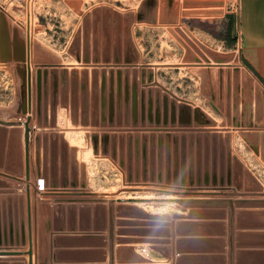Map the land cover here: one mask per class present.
Segmentation results:
<instances>
[{
	"label": "water",
	"instance_id": "obj_1",
	"mask_svg": "<svg viewBox=\"0 0 264 264\" xmlns=\"http://www.w3.org/2000/svg\"><path fill=\"white\" fill-rule=\"evenodd\" d=\"M156 0H143L137 14V21H154ZM95 12V11H94ZM93 12V13H94ZM95 14V13H94ZM89 13L84 16L83 48L78 36L74 38L69 48L72 56L79 62H114L134 63L137 61V52L133 45L122 57L116 50L113 56L105 51L102 57L90 54V41L88 37ZM98 18V17H97ZM94 33L98 34V27L94 26ZM128 30V26H127ZM183 36L180 29H176ZM176 30L171 32L177 37L185 48L182 60L191 65L190 70L200 78V92L206 96V102L218 113H223L225 119L220 125L239 126L238 133L246 143L264 161V86L245 68H242L244 76L243 99L240 106L236 94L238 83L232 85L230 78H224V72L229 76L230 65L228 61L233 53L219 52L207 48L201 44L210 56L201 57L190 50L189 46L179 37ZM188 40V39H187ZM189 41V40H188ZM21 48L22 45L20 46ZM98 44L94 41L93 48ZM75 48V50H74ZM14 59H24L22 49L14 47ZM29 52H27V58ZM0 59H10L9 47L4 24L0 20ZM205 62V63H202ZM214 62V64H211ZM197 63V64H196ZM217 65V69L214 67ZM142 82L154 80L151 67H141ZM238 72L239 68L234 67ZM108 83L105 81L106 68L76 65L38 66L35 71V115L36 124L39 126L34 133V166L39 178V185L45 186V193H71L86 194L87 185L86 163L79 161L77 147L70 145L63 131L55 127L57 123L58 106L65 108L70 122L80 125L85 130L88 143L92 146L93 153L109 155L120 168L125 171V180L134 184V188H141L140 184H158L181 188L223 187L233 186L236 193L245 190L249 194H261L262 185L254 174L232 154L231 133H216L208 130H217L218 122L212 118L202 107L193 105L190 101L176 97L174 93L160 91V87H142L140 104H138L136 81L137 69L131 71L128 67L109 68ZM101 73V80L98 75ZM116 73L114 82L113 74ZM132 74L129 80V74ZM28 84V107H23L22 112L34 111L32 109V72L28 66L26 72ZM234 88V90H233ZM233 90V91H232ZM255 91V105L253 104V92ZM233 97V103L231 98ZM235 97V98H234ZM140 106V109H139ZM255 106V108H254ZM139 109V115H138ZM255 117L252 118V110ZM130 110V111H129ZM242 113L241 120L238 113ZM254 119V120H253ZM31 115L26 120L12 118H0V174L10 178L26 180L30 177V146H29V122ZM148 127H116L120 132L109 134L108 128L116 130L114 126L129 124ZM43 126V127H40ZM48 126V127H47ZM51 126V127H49ZM102 126V127H98ZM212 126V127H211ZM255 126V129L251 128ZM79 128V127H78ZM98 128L104 129L98 133ZM229 127H220L228 130ZM142 129L143 132L138 130ZM261 129L262 131H258ZM50 130V131H47ZM88 130H92L89 132ZM122 130H129L123 132ZM134 130V132L130 131ZM150 130V132H146ZM165 130V131H164ZM169 130H175L171 133ZM176 130H181L179 134ZM185 130H190L187 134ZM192 130H198L196 138ZM203 130V133L200 132ZM261 135V141L257 136ZM41 182L43 184L41 185ZM10 181L0 178V186L10 185ZM35 191L37 190L34 185ZM15 189H3L12 192ZM22 191V189H19ZM68 192H57V191ZM168 193H196L197 191L167 190ZM25 198L22 193H11L0 196V264H33V241L31 232V198L30 184L25 188ZM118 201H176L183 206H226L228 223V264L232 263V237L234 205L264 207V198L240 199L231 198H185V197H130L118 198ZM94 202V210L107 212V225L109 234L114 225V199H107V206L101 203L102 198H54L51 206L52 228L64 229V213L75 212L78 208L76 202ZM66 202V203H65ZM26 205V206H25ZM26 208V209H25ZM79 209H90L86 205ZM137 210V209H136ZM25 212L27 217V232ZM144 215V211L137 210ZM224 211L221 213L223 217ZM104 217L99 219L100 228L104 227ZM183 223V222H181ZM180 224V223H179ZM74 225V222H72ZM71 229V228H70ZM60 234L52 236V264L59 263V248L57 241ZM155 241L154 238H152ZM27 249L22 250L25 245ZM156 249H162L152 245ZM134 249V247H131ZM167 259L169 251L162 249ZM27 254L28 261L24 263ZM7 259H12L8 262ZM144 261H149L143 258ZM151 261V260H150Z\"/></svg>",
	"mask_w": 264,
	"mask_h": 264
},
{
	"label": "rangeland",
	"instance_id": "obj_2",
	"mask_svg": "<svg viewBox=\"0 0 264 264\" xmlns=\"http://www.w3.org/2000/svg\"><path fill=\"white\" fill-rule=\"evenodd\" d=\"M143 0H0V20L4 24L3 13H8L10 18L13 19L18 28L23 30L25 34L23 40L26 36L30 39V54L27 59V54L24 55L23 59H13L9 63L4 62L0 64V118L5 119H21L26 120L27 115H31V120H35L36 131L39 126L36 124L35 115V71L38 66L43 67L47 65L48 67L53 64V66L60 65H76L78 68L86 66L89 70L92 67H97L101 69L106 68L105 81L108 83L109 68L116 69L121 67L124 69L128 67L129 70L136 67V81L138 83V104H140L141 90L142 87L147 91V87L152 88L160 87L161 92H168L169 97L172 93L176 97L186 99L190 101L193 105H199L205 110L204 106H209L214 113L220 115V121L215 119L218 123L213 126L217 127V130H208L210 133L216 131V133L230 132L232 128L237 130V135L232 138L231 133V144H232V154L235 155L244 166H246L254 176L259 180L262 185V189L259 191L261 194H249L245 190H238L233 193L234 187H230V191L225 192V194L230 195H250L256 196L252 198H232V197H221V198H231L235 200L240 199H254V198H264V182L261 180L255 167L249 164L248 154L240 151L237 146V140H242L247 151L250 152L257 160L264 166V161L262 160L260 154H257L242 138L238 133L239 126L234 127L231 125H220L221 121L225 119L223 113L216 112L207 102L206 96L202 95L200 92V78L191 72V65L184 62L182 57L185 53L184 46L180 43L177 37L171 32L173 30L180 29L185 36L180 32H177L179 37L189 46L190 50L195 54L210 56L209 52L201 45H205L209 49H213L224 53H233L232 58L228 61L230 65L229 76L224 72L223 77H229L232 85L234 82L238 83V89L236 94V100L239 105H242L243 99V81L244 76L242 75V68L247 69L255 78V80L260 79L253 74L246 64L243 62L239 54V41H238V2L239 0H156L157 5L154 11V21H137L138 10L142 5ZM95 11V12H94ZM95 14H94V13ZM89 13V29L87 31L89 41H90V54H97L100 57L108 52L110 56H113L114 52L118 50L123 57L127 50H131L129 45H133L135 51L137 52V61L134 63L125 62H114L112 60L104 62L100 59L98 62L90 61L87 63L77 61L69 51L72 41L76 36H78L79 43L81 44V51L83 48V38L84 33V16ZM15 17V18H14ZM98 17V18H97ZM18 22V23H17ZM94 26L98 27V34L94 33ZM128 26V30H127ZM25 28V29H24ZM27 30V31H25ZM6 32V31H5ZM32 35H31V34ZM7 35V33H6ZM32 38V39H31ZM189 41H188V40ZM26 41V40H25ZM98 44V47L93 48V42ZM40 43V44H39ZM25 45V44H24ZM32 45V46H31ZM46 46V47H45ZM42 47V48H41ZM49 48V49H48ZM46 50V51H45ZM75 50V48H74ZM60 59V60H59ZM3 62V59H0ZM18 60V61H15ZM64 63H63V62ZM70 63H69V62ZM20 62V63H19ZM61 62V63H60ZM72 62V63H71ZM14 63V67L13 64ZM26 63V64H25ZM69 63V64H68ZM205 63V62H202ZM17 64V65H16ZM197 64V63H196ZM214 64V62H211ZM18 67H16V66ZM25 65V66H24ZM11 66V67H10ZM23 66V67H22ZM28 66L32 72V109L34 111L22 112L23 107L28 106V84L26 78V72ZM26 67V68H24ZM141 67H151L154 74V80L151 82H142ZM217 69V65L214 66ZM234 67H238L239 70L236 72ZM24 70L20 72L21 70ZM18 69V70H17ZM20 70V71H19ZM19 72L23 74L19 75ZM25 72V73H24ZM101 73L98 75L99 81L101 80ZM22 77V78H21ZM114 82L116 81V73L113 74ZM132 74H129V80H131ZM264 86V84L261 82ZM234 90V88H233ZM232 90V91H233ZM247 90H245L246 92ZM253 94V104L255 105V91ZM233 103V97L231 98ZM255 108V106H254ZM64 110V117L69 125H59V110ZM140 109V106H139ZM138 109V115H139ZM130 111V110H129ZM206 111V110H205ZM207 112V111H206ZM208 113V112H207ZM209 114V113H208ZM210 115V114H209ZM252 118L255 117V110H252ZM211 116V115H210ZM212 117V116H211ZM242 113L241 110L238 113V119L241 120ZM213 118V117H212ZM30 124L34 125L31 121ZM254 120V119H253ZM43 127V126H40ZM48 127V126H47ZM51 127V126H49ZM58 131H63L65 135V130H81L83 132V138L85 148L90 149V154L92 160L87 164V162L79 156L80 146L76 144L77 147V157L79 161H84L86 163V173H87V185L85 187L88 193L86 194H74L76 197L68 198H102V205L107 206V199H114V223L128 226H140L139 228H130L136 232L137 237L132 239V242H145L148 243L147 246L152 247V245H157L162 247V249H167L169 251L168 239L163 237H158L159 235H165L168 233L167 224L170 222L171 218H174L177 225L182 224L185 218H200L201 210L189 209L186 213H179L177 209L180 207H201V206H183L176 201H118V198H130V197H164L168 194L167 190H189L192 188H197L196 186L192 188H181L174 186L158 185V184H140L141 188H134V184H129L125 180V171L120 168L118 163L113 160L109 155L99 153H93L92 146L88 143L85 136V130L81 129L80 125H74L70 122V117L66 114V110L63 107L58 106L57 108V123L56 126ZM79 127V128H78ZM102 127V126H98ZM112 127H148L147 125L141 126L140 124L132 126L130 123L128 126L121 124L117 126L116 124ZM212 127V126H211ZM220 127H229L228 130L224 132ZM251 128L255 129V126ZM31 130V127H30ZM104 129L98 128L96 131L102 133ZM35 131V132H36ZM50 131V130H47ZM91 132L92 130H88ZM109 134L112 132H120L108 128L106 130ZM123 132H128L129 130H122ZM134 132V130H130ZM140 133L143 132L142 129L138 130ZM165 131V130H164ZM170 131V130H169ZM175 130H171L173 133ZM179 134L181 130H176ZM198 130H192L194 138H196V133ZM258 131H262L258 129ZM150 132V130H146ZM188 134L190 130H185ZM203 133V130H200ZM261 135L256 138L261 141ZM32 163H34V146L33 152L31 153ZM6 176V175H5ZM8 177V176H7ZM2 178V177H0ZM10 178V177H9ZM6 179V178H2ZM10 181L8 186H0V196L4 193H11L12 195H17L22 193L24 195V202L26 201L25 188L27 183L30 184V194L31 199V218L33 217V248L36 252L37 250V233H39V228L45 230V233L49 229L58 231L52 228V214L47 215V211H51V206L53 204L54 198H65V197H54L51 199L45 193L46 187L39 185V178L36 177L33 180H26L25 176L21 179L10 178L6 179ZM15 180V181H14ZM34 185L37 190L35 191ZM225 187V186H223ZM15 189L12 192L2 191L3 189ZM221 188V187H220ZM19 189H22L20 191ZM121 192H131V196L117 195ZM136 192L142 195H135ZM144 192V193H143ZM57 194V193H55ZM143 194H151L148 196H143ZM176 196L180 195L178 193H172ZM188 194V193H182ZM190 194V193H189ZM108 195V196H107ZM183 197V196H182ZM194 198V197H185ZM161 204L164 202H170L172 206L167 208L165 215H158L157 213L161 209H150L146 203ZM66 203V202H65ZM76 206L80 207L83 205L88 206L95 214V225L96 228L102 229L107 225V212L105 211L104 216L100 215L99 212L95 211L93 206V201H88V203L76 202ZM26 206V205H25ZM242 206V205H234ZM226 207V206H221ZM26 209V208H25ZM144 211V215L136 214L137 210ZM224 211L223 217H227V207L226 210H220V213ZM50 212V213H51ZM39 214V215H38ZM66 217V216H65ZM64 217V218H65ZM104 219V227L100 228V218ZM221 217V215H220ZM221 217V218H223ZM239 220L241 224H264V207H252L245 206L242 208H234V218ZM116 218V219H115ZM233 218V220H234ZM74 219V217H73ZM89 217H81L82 222L86 220V224H89ZM36 220L38 226H36ZM25 223L27 232V217L25 212ZM40 223V224H39ZM180 223V224H179ZM75 229V228H72ZM63 230V229H62ZM97 230V229H96ZM263 231V230H262ZM54 234L60 233H52ZM62 235L60 234V238ZM155 236V237H154ZM155 239V241L152 240ZM52 239V237H51ZM26 244L23 248L27 249ZM134 247L135 246H131ZM131 247H129L131 249ZM22 248V249H23ZM156 249V248H154ZM162 249H156L165 254ZM134 250V249H133ZM138 257L149 259L140 253ZM166 256V254H165ZM167 258V257H166ZM151 260V259H150ZM146 262H152L151 261Z\"/></svg>",
	"mask_w": 264,
	"mask_h": 264
},
{
	"label": "crops",
	"instance_id": "obj_3",
	"mask_svg": "<svg viewBox=\"0 0 264 264\" xmlns=\"http://www.w3.org/2000/svg\"><path fill=\"white\" fill-rule=\"evenodd\" d=\"M238 41L239 54L249 70L255 74L264 84V0H239L238 2ZM205 110L215 119H221L220 115L214 113L209 106ZM34 125L30 124L29 146H30V180L36 177L34 163L31 153L34 146ZM171 131V130H170ZM223 132L225 130H222ZM232 138L237 135V130H229ZM220 132V130H217ZM0 177L10 179L0 174ZM15 181V180H14ZM230 187H202L192 188L196 193L179 194L180 197L194 198H252L250 195H230ZM184 191L182 189H177ZM211 191V192H210ZM68 192V191H57ZM54 197H76L71 193H57L48 195ZM246 196V197H245ZM32 199V195L30 194ZM245 206H235V209ZM189 209L201 210L200 218H185L180 225L171 218L167 224L168 233L159 235L168 239L166 245L169 247L170 258L154 248L148 247V243L132 242L136 232L130 228L140 226H128L114 223L112 233L109 227L96 228L95 214L91 209H79L75 212L64 213V229L54 231L39 228L37 233V250L34 251L33 264H52V233L62 235L57 241L60 264H228V223L227 217L221 218L220 210H226L221 206L180 207L179 213H186ZM51 212V211H50ZM47 211V215L52 214ZM39 215V214H38ZM74 217V219H73ZM81 217H89L82 222ZM116 219V218H115ZM33 217L31 218V230L33 232ZM37 222V220H36ZM74 222V225H72ZM241 224L236 217L233 220L232 237V263L233 264H264V224ZM40 224V223H39ZM38 226V222L36 223ZM71 228V229H70ZM75 228V229H72ZM97 229V230H96ZM263 230V231H262ZM34 233V232H33ZM155 237V236H154ZM33 241V234H32ZM135 246L134 250L129 247ZM22 250H25L24 248ZM138 253L149 258L152 262H146L138 257ZM23 260L27 263V254ZM148 259V260H149ZM12 259H7L11 262Z\"/></svg>",
	"mask_w": 264,
	"mask_h": 264
},
{
	"label": "bare ground",
	"instance_id": "obj_4",
	"mask_svg": "<svg viewBox=\"0 0 264 264\" xmlns=\"http://www.w3.org/2000/svg\"><path fill=\"white\" fill-rule=\"evenodd\" d=\"M3 19H4V23H5V31L7 33L6 37H7V42H8V47H9V55H10V59H4L3 62L2 60H0V64L7 68V66L4 65V62L9 63V61H13L14 56V47L16 46V50L18 49H22V52L24 55L27 54V52H29L30 54V39H28L29 35L25 37V39L23 40L24 37V33L23 30L21 28H18L17 24L14 23V21H12L13 19L10 18L8 13H3ZM15 18V17H14ZM18 23V22H17ZM25 29V28H24ZM27 31V30H25ZM28 32V31H27ZM26 35L29 33H25ZM31 34V33H30ZM32 35V34H31ZM28 37V38H27ZM32 39V38H31ZM26 40V41H25ZM25 44V45H24ZM40 44V43H39ZM22 45L23 48H21L20 46ZM32 46V45H31ZM46 47V46H45ZM42 48V47H41ZM49 49V48H48ZM46 51V50H45ZM31 55V54H30ZM30 58V57H29ZM28 59V58H27ZM22 59H20L21 61ZM24 60V59H23ZM60 60V59H59ZM18 61V60H15ZM25 61V60H24ZM14 62V61H13ZM26 62V61H25ZM63 62V61H62ZM69 62V61H68ZM12 63V62H11ZM20 63V62H19ZM61 63V62H60ZM64 63V62H63ZM70 63V62H69ZM68 63V64H69ZM72 63V62H71ZM26 64V63H25ZM10 65V63L8 64ZM14 67V63L12 64ZM17 65V64H16ZM15 65V66H16ZM25 66V65H24ZM11 67V66H10ZM17 67V66H16ZM23 67V66H22ZM70 67V66H69ZM18 68V67H17ZM26 68V67H24ZM21 70V68H19ZM18 70V69H17ZM19 70V71H20ZM24 70H21L20 72H22ZM19 72V75L21 74ZM25 73V72H24ZM23 74H21L22 76ZM22 78V77H21ZM240 103V102H239ZM33 123V122H32ZM59 125L63 126V125H69V123L66 121L65 117H64V110L60 109L59 110V121H58ZM65 135L67 137V139L69 140V142L71 144H76L80 146L79 149V156L84 159L87 164L92 160V156L90 154V149L89 148H85V142H84V138H83V132L81 130H65ZM237 146L239 147L240 151H243L244 153L248 154V159H249V164L252 165L253 167H255V170L257 171V174L259 175V177L261 178V180L264 182V166L257 160V157L255 158L250 152L247 151L246 147L244 146L242 140H237ZM211 192V191H210ZM144 193V192H143ZM117 195H127V196H131V192H121L120 194ZM135 195H142V194H138L136 192ZM151 194H143V196H148ZM245 195V194H244ZM264 195V194H263ZM108 196V195H107ZM165 196L167 197H174L175 195L172 193H168ZM164 196V197H165ZM141 197V196H139ZM246 197V196H245ZM147 206L150 209H167L170 208L172 206V204L170 202H164L161 204H155V203H146ZM32 232V230H31Z\"/></svg>",
	"mask_w": 264,
	"mask_h": 264
},
{
	"label": "clouds",
	"instance_id": "obj_5",
	"mask_svg": "<svg viewBox=\"0 0 264 264\" xmlns=\"http://www.w3.org/2000/svg\"><path fill=\"white\" fill-rule=\"evenodd\" d=\"M167 212V209H161L159 210V212L157 213L158 215H165Z\"/></svg>",
	"mask_w": 264,
	"mask_h": 264
},
{
	"label": "snow or ice",
	"instance_id": "obj_6",
	"mask_svg": "<svg viewBox=\"0 0 264 264\" xmlns=\"http://www.w3.org/2000/svg\"><path fill=\"white\" fill-rule=\"evenodd\" d=\"M43 184V182H41V185Z\"/></svg>",
	"mask_w": 264,
	"mask_h": 264
}]
</instances>
